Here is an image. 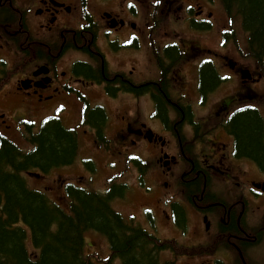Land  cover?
Masks as SVG:
<instances>
[{
  "label": "flooded vegetation",
  "instance_id": "af4514ba",
  "mask_svg": "<svg viewBox=\"0 0 264 264\" xmlns=\"http://www.w3.org/2000/svg\"><path fill=\"white\" fill-rule=\"evenodd\" d=\"M129 1L135 5H129ZM177 1L179 4H174ZM183 1L161 0L162 9L156 5L153 17L146 23L141 8L145 0H0V130L8 132L23 125L22 119L70 115L76 131L68 132L75 139L68 163L82 173L90 172L93 161L87 162V157L81 154L111 149L103 137V132L112 125V110L108 105L116 104L119 112L129 101L138 103L147 97L157 112L160 95L171 103L166 85L179 82L175 69L183 62L191 64L194 50L198 55L201 52V47H193L190 38H180L179 34L160 46L168 39L161 38L162 30L172 33L176 30L168 28L158 16L169 17L183 11ZM188 7V29L202 27L199 14L203 11L191 15L193 6ZM222 42L223 35L219 44ZM219 46L223 48L224 44ZM206 54L225 64L221 51L206 48ZM195 62L198 96L207 103L209 96L222 88L224 78L211 58L199 62L195 59ZM148 63L155 64L157 76L144 77L141 68ZM235 69L238 72L237 66ZM209 70L217 81L206 89L203 79ZM253 76L250 82L258 81ZM98 96L103 106L93 103ZM217 108L224 114V104ZM178 112L185 115L191 113V108ZM114 116L119 118L115 123L118 129L115 147L128 155L132 147L146 142L149 127L141 115L136 119H130L128 112ZM192 116L170 118L166 132L159 134L154 130L155 139L149 144L158 155L166 154L167 146L184 152L191 143L190 130L196 136L195 146L210 149L198 163L188 160L190 170L184 175L179 176L181 159L172 161L167 169L171 172L170 181L164 187L175 191L168 208L161 212L172 226L198 234L197 244L210 253L201 264H264V192H257L255 175L245 166L252 165L250 160L255 161L236 155L237 139L229 131V121L225 127L224 115H217L213 125L209 124L212 118L209 116L199 127L191 121ZM53 122L62 128L60 120ZM186 122L189 128L184 127ZM23 127L31 133L27 124ZM217 132H223L229 139L228 150L226 144L219 143L220 147L218 137L210 139ZM233 148L236 158L229 156L230 166L225 161ZM218 177L223 180L225 190L219 189ZM84 178L85 175L79 176L80 181Z\"/></svg>",
  "mask_w": 264,
  "mask_h": 264
},
{
  "label": "trees",
  "instance_id": "16d2710c",
  "mask_svg": "<svg viewBox=\"0 0 264 264\" xmlns=\"http://www.w3.org/2000/svg\"><path fill=\"white\" fill-rule=\"evenodd\" d=\"M222 2L230 18L241 20L247 34L248 54L262 60L264 0ZM216 81L212 71L206 72L203 79L206 89H210ZM158 100V113L164 120L167 101L164 95H160ZM180 115L183 113L180 112ZM185 115L191 114L185 112ZM234 115L228 128L237 139L236 155L252 158L264 171V121L260 110L245 108ZM48 124L34 137L37 148L28 156L18 158L20 153L5 143L0 149V264H92L84 254V237L91 230L109 238L114 255L123 264H160L156 238L123 223L121 216L110 206L113 193L106 196L85 194L70 187L69 210L65 211L37 192L26 190L18 177L20 170L31 167L47 172L53 167L66 165L73 156L74 137L58 123L52 121ZM18 159L22 161L16 162ZM9 165L16 174L5 171ZM20 218L30 231L13 229ZM30 234L32 246L40 252L37 260L30 258L27 249L26 240Z\"/></svg>",
  "mask_w": 264,
  "mask_h": 264
},
{
  "label": "rangeland",
  "instance_id": "374dc122",
  "mask_svg": "<svg viewBox=\"0 0 264 264\" xmlns=\"http://www.w3.org/2000/svg\"><path fill=\"white\" fill-rule=\"evenodd\" d=\"M149 5L153 4V2L151 3L150 0H145ZM213 2V0H212ZM215 4L212 5H208L205 1L200 0L198 3H195L192 0H184L183 1V8L184 10L181 12H178L177 14H170L169 17L166 16V20H163V22L165 23V25L168 28H172L175 29V33H172L170 31L167 30H162V34H161V38L166 37L167 40H164L160 43V46H162L165 42H169L172 41L174 39L175 36H178V34L180 35V38H190L191 39V45L193 47H201V52L199 53V55L196 53V51H193V55L195 57V59L199 62L202 58H211L214 61V64L216 63V66L220 68V73L221 75H225V80L222 81L224 84L222 85V88L219 91H216L210 98L209 102L203 104V105H198L197 101H198V95L195 94L194 89H193V81L196 75V71L194 69V65L195 63L189 64L187 62H183L181 63L175 72V77L179 79V82L177 83L176 86H174V88H176V93H173L174 97H185L187 96V100L193 105L194 110H195V115L196 117L204 124L205 120L209 117L212 116V118H210L209 120V124L213 125L216 123L217 119H214L213 117L219 115V109L217 108V105H219L220 101H224L227 102L229 100H231L233 97V95L235 93H237L240 89V86L238 84V81L240 80L239 76L236 75L235 73H233L232 71H230L224 64L223 62L214 57V56H210L208 54H206V48L207 49H211L214 52H218L221 51L224 56L225 59L229 58L232 61L238 62L237 64V68H239V71L241 70H246V69H251L254 72L256 71V69L260 70V71H264V67H257L256 62H254L250 57H248V51H247V42H246V35L244 33V31L241 29V27L239 26V21L237 19L234 18V20H232L233 22H229L228 25V20H227V15L223 9V7L221 6V1L220 0H216ZM189 5H193V12L191 15L195 14L197 11L199 12V10L203 11V15L202 17H204L203 19H207L210 15V13H212V21L215 25L214 30H211L209 33H195V32H190L188 29V24H187V11H188V6ZM220 5V6H219ZM144 10V16H145V21L147 23V21L151 18L150 13L148 11V7L145 4L143 7H141ZM153 9V6L152 8ZM162 9V8H161ZM149 28L152 27L151 23L148 25ZM226 27H229V29H233V31H235L232 35V39L227 40V44L221 48L219 46V41H220V33L222 32V30H224ZM165 33H170V35L166 36ZM206 54V55H204ZM198 57V58H197ZM132 59H134L133 57H130ZM147 62V60H146ZM145 62V64H146ZM142 69V73L145 76H151V77H155L154 75L156 74V76L158 75V70L155 66V64L153 63H148V65H144V67L141 68ZM174 70V71H175ZM156 71V72H155ZM236 71V70H235ZM164 72H167V70H164ZM250 89L253 91L252 94H254V98L248 100V102H246V104L243 105H259L258 100L260 101V110H261V114L262 116H264V83H256L254 86L252 85L250 87ZM257 94V95H256ZM253 97V96H252ZM95 101V99H94ZM97 102H93L94 104H99L101 106L104 105V103H102L101 101H99V96L98 99H96ZM101 103V104H100ZM172 107H174L177 111H178V106L180 108H182V106L180 105V103H176V104H172ZM151 101L148 100L147 97H144L140 100V102L136 103L134 101H129L128 104L121 106L120 111L118 112V106L116 104L114 105H108L109 110H112V125H111V132L110 135L111 137H114L117 134V129L115 128V123L119 122V118H115L114 115H120V113L122 114L123 112H128L129 118H137V115H141L142 118L147 122L146 124H148L149 127H151L152 129H154L156 132L162 134V129L160 127V125H162V123H160L161 121H156L154 119L151 118ZM240 105V106H243ZM258 107V106H257ZM136 108L139 109V112H136ZM125 114V113H124ZM127 115V114H126ZM225 115V114H224ZM150 116V117H149ZM168 116V115H167ZM158 118V115H157ZM189 133H191V131L189 130ZM223 133V132H222ZM221 132H217L212 136H209L210 139H214L215 137H218L220 140L217 142L222 143V144H226V149H229V144L230 141L227 137H225ZM168 137V135H167ZM222 144H219L220 147H222ZM200 151H203L201 148H199ZM166 151L168 153H170L171 155H177V151H174L173 149H171L169 146L166 147ZM135 154H140L144 159H148L152 154H154V149L152 147H149L148 144H144V143H140L138 145V147H136L133 151H131ZM200 154V158L202 153ZM231 155L228 154V160L225 161L226 164H229L231 166V161L229 159V156ZM232 156V155H231ZM121 159H116V161H120ZM128 163V162H127ZM122 165L123 161L121 162ZM129 167V163L127 165V168ZM92 169H93V173L91 174V176H94L96 174V172L98 171V168L95 164L92 165ZM121 169V167L119 165H111L110 167L107 168V171H109L110 173H115L117 171H119ZM262 173V174H261ZM258 172V174H255L256 178L259 181H264V172ZM129 177H127L128 182H131V180L135 179L137 177V173L135 170H130L129 171ZM127 174V175H128ZM116 177V175H113V179ZM123 177L120 178V180H122ZM255 178V179H256ZM26 181L31 185V187H33V189H41L39 182L36 179L33 178H26ZM55 179V180H54ZM48 183H46V187L53 188V190H59L60 188V183H61V177L57 176V175H53L52 177H49V179L47 180ZM117 184V181L115 182ZM94 188L98 189V190H102L103 188L105 189L106 183L103 182H96L91 184ZM84 186H88V184H85ZM93 187H91L90 189H93ZM118 192L124 196H129V193L127 190L125 189H119ZM52 196L54 197L53 200H57L58 198V194L56 191L52 192ZM140 198H136V200H134L133 202L130 203V206H125L123 208H121L119 206V209H117L118 211L122 212L123 214H136L137 215V219L139 221H141V210L142 208L140 207L141 205H139V201ZM259 203V202H258ZM260 206V204H259ZM132 207H137V208H132ZM261 208V206H260ZM258 213H260V211H257ZM171 227H169L170 229ZM167 230V229H166ZM162 231H165V229H162ZM166 234H170V232L166 231ZM97 235V236H96ZM96 235H92L93 237L91 239H88V245L91 247V250H97L99 252L100 255H107L108 253V243L107 241L101 237L100 235L96 234ZM97 252V253H98ZM181 264V263H180Z\"/></svg>",
  "mask_w": 264,
  "mask_h": 264
}]
</instances>
